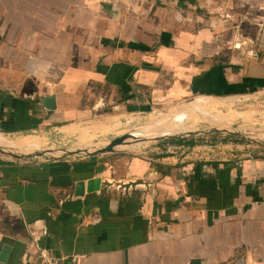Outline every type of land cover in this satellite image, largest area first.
Masks as SVG:
<instances>
[{"label":"crops","instance_id":"0c3cea01","mask_svg":"<svg viewBox=\"0 0 264 264\" xmlns=\"http://www.w3.org/2000/svg\"><path fill=\"white\" fill-rule=\"evenodd\" d=\"M261 91L264 0H0V136L102 134L127 116L188 103L209 115L210 101L223 111ZM176 147L0 158V264H38L41 250L61 264H264V147L252 159Z\"/></svg>","mask_w":264,"mask_h":264},{"label":"rangeland","instance_id":"374dc122","mask_svg":"<svg viewBox=\"0 0 264 264\" xmlns=\"http://www.w3.org/2000/svg\"><path fill=\"white\" fill-rule=\"evenodd\" d=\"M54 16L49 17V23L51 26L56 24L53 22ZM52 34V33H51ZM57 48V47H56ZM56 48L51 49L50 57H54L53 51ZM54 60V59H53ZM196 100L192 101L193 103ZM214 102L210 101L211 112L209 115H198L195 111L189 107V103L183 105V107L177 106L175 108L158 109L155 112L138 115L127 116L123 119H118L109 125L102 134L96 133L87 135L82 130H74L73 133H65L62 131L50 130L51 127L46 129L37 130L27 134H17L13 136H0V145L5 148H11L20 150L24 153H34L38 150L41 151H62V150H77L84 149L88 144L90 148H103L109 145L112 141L121 138L125 135L140 133L142 137L151 139L153 137L162 136L164 134H170L166 131H171L173 135L182 133L185 130L207 131L220 124L215 122L214 117L219 114H227L229 120L224 121L221 124H234L235 127L240 128L243 135L249 136L253 139L264 141V91L259 92L257 95L251 97L240 98L235 101L226 103L223 106V111H214ZM189 109L191 110L189 113ZM230 112V113H229ZM182 114L187 115L189 118H193V121L183 124L178 127L173 121L176 116ZM220 117V116H219ZM225 117V115H224ZM87 125V124H85ZM89 126V125H88ZM187 141L191 139H185ZM195 140V145L210 146L218 144H227L231 140L239 142L242 146H250L252 149L260 151L262 147L254 145L249 142H244L235 137L226 135H214L202 139ZM184 146L189 145H171L169 141L166 142H141L133 143L124 147L118 148L119 150L134 151L136 153L151 151L153 149L163 150L165 146ZM179 148V147H176ZM0 158L12 159L0 155Z\"/></svg>","mask_w":264,"mask_h":264},{"label":"water","instance_id":"95a60500","mask_svg":"<svg viewBox=\"0 0 264 264\" xmlns=\"http://www.w3.org/2000/svg\"><path fill=\"white\" fill-rule=\"evenodd\" d=\"M41 105L49 112H54L57 110V101L55 96H46L42 99ZM189 110L188 112H190ZM195 114L203 115L198 111H195ZM214 135H226L230 137L238 138L241 141L249 142L259 147H264V141H260L257 139H253L249 136H245L241 133L240 128L235 127L233 124H216L215 127L207 130V131H196V130H185L179 134H170L166 136H157L151 139L144 138L137 134L125 135L121 138H118L112 141L109 145L103 148H84L77 150H62V151H41L38 150L34 153H24L20 150L5 148L0 146V155L4 157H9L14 160L20 161H30L35 159H45V160H64L69 158H94L100 155L115 153L119 150L118 148L124 147L133 143H141V142H166L172 140H185V139H202L207 138ZM93 184L96 186L99 184V180L95 181ZM79 187H82L79 186Z\"/></svg>","mask_w":264,"mask_h":264},{"label":"built area","instance_id":"2783aa9c","mask_svg":"<svg viewBox=\"0 0 264 264\" xmlns=\"http://www.w3.org/2000/svg\"><path fill=\"white\" fill-rule=\"evenodd\" d=\"M242 47V43H238L236 46H235V49L236 50H243V48L241 49ZM251 56L253 58H256V53L255 51H252L251 52ZM230 145H227V144H218V145H210V146H206L207 148H210L209 150L211 151L212 153V159H222V155L224 154V150L223 148H225L226 146H236L238 148H240L237 153L235 154H238V155H241L242 157L244 158H248V159H252L255 155H256V152H258L257 149H252L250 148V146H242V144L240 143H229ZM194 149L191 150L192 154L193 155H199L200 156V153H202L201 151L202 150H199V149H202V148H205V146H202V145H195L193 146ZM174 149V147H173ZM177 150H183V152L185 154H189V147L186 148V147H182L181 149L179 148H175ZM198 149V151H196ZM212 163H217V162H212ZM263 206H264V202L261 203ZM80 259H82L81 257H74L72 259V262L73 263H77L78 261H80ZM38 264H61V262L54 258L51 253L47 250H41L40 253H39V258H38Z\"/></svg>","mask_w":264,"mask_h":264},{"label":"trees","instance_id":"16d2710c","mask_svg":"<svg viewBox=\"0 0 264 264\" xmlns=\"http://www.w3.org/2000/svg\"><path fill=\"white\" fill-rule=\"evenodd\" d=\"M41 122L40 121H35V128L40 124ZM169 144L171 145H183V144H186V145H189L190 147H193L195 146V140H172V141H169Z\"/></svg>","mask_w":264,"mask_h":264},{"label":"bare ground","instance_id":"6f19581e","mask_svg":"<svg viewBox=\"0 0 264 264\" xmlns=\"http://www.w3.org/2000/svg\"><path fill=\"white\" fill-rule=\"evenodd\" d=\"M1 146V145H0ZM2 147V146H1Z\"/></svg>","mask_w":264,"mask_h":264}]
</instances>
